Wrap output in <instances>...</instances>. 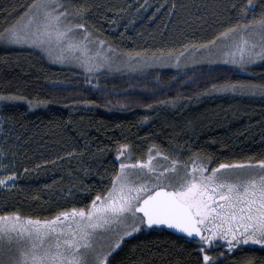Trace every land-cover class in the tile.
<instances>
[{
	"label": "trees",
	"instance_id": "1",
	"mask_svg": "<svg viewBox=\"0 0 264 264\" xmlns=\"http://www.w3.org/2000/svg\"><path fill=\"white\" fill-rule=\"evenodd\" d=\"M133 1L71 0L87 7L84 23L94 39L107 41L121 54L144 57L205 50L200 45L240 20L238 9L246 2L152 0L165 5L160 13L139 20L132 31L123 30L118 24L134 14ZM28 3L31 0H0V30ZM173 3L176 7L169 11ZM233 4L238 7L232 8ZM254 4L259 18L261 0ZM247 15L250 19L253 12ZM225 84L239 89L256 86L259 94H249L254 91L245 87L249 93L212 96L219 91H213V85ZM260 86H264V62L245 70L196 64L88 75L52 65L36 50L0 43V96L26 98L0 100V115L11 126L5 152L18 174L15 187L0 192V215L46 219L61 209L85 206L118 168L121 144L130 145L135 158L145 157L156 145L181 161L199 152L205 159L211 157V167L254 164L264 159ZM133 246H138L135 252ZM221 251L217 248L210 254L218 256ZM196 252V242L155 230L126 239L112 259L113 264L138 257L149 264H196ZM223 252L218 264H242L245 259L264 264V249Z\"/></svg>",
	"mask_w": 264,
	"mask_h": 264
},
{
	"label": "snow or ice",
	"instance_id": "2",
	"mask_svg": "<svg viewBox=\"0 0 264 264\" xmlns=\"http://www.w3.org/2000/svg\"><path fill=\"white\" fill-rule=\"evenodd\" d=\"M163 7L159 5L156 12ZM175 7L173 3L169 11ZM87 11L85 5L77 6L71 0H31L22 13L10 23L6 21L0 43L39 48L53 62H75L88 72L111 66L105 46L108 52L115 50L107 41L93 38L84 23ZM249 11L253 12L251 19ZM238 15L246 23L238 20L200 47L207 49L219 40L217 51L227 58L226 63L243 67L264 61V0L259 18L254 0L242 3ZM172 55L171 51L162 53L168 58ZM183 55L177 54L176 61ZM240 87L257 90L251 85ZM212 90L234 91L236 86L213 85ZM259 90L264 93V86ZM0 100L26 98L8 95ZM27 103L32 106V101ZM116 160L119 165L108 185L83 207L61 209L46 219L0 215V264H113L114 253L126 238L155 230H173L182 234L177 239L195 241L196 264H218L224 252L210 254L217 248L230 253L248 245L264 249V159L211 167V157L205 159L199 152L181 161L153 145L145 157L135 158L130 145L121 144ZM6 168L0 164V169ZM17 178L14 171L0 176V187H15ZM126 264L149 262L138 257L129 258ZM242 264L252 261L245 259Z\"/></svg>",
	"mask_w": 264,
	"mask_h": 264
},
{
	"label": "rangeland",
	"instance_id": "3",
	"mask_svg": "<svg viewBox=\"0 0 264 264\" xmlns=\"http://www.w3.org/2000/svg\"><path fill=\"white\" fill-rule=\"evenodd\" d=\"M134 5H135V10H133V13L129 14V17L123 21H121L120 24H118L119 28H123V30L127 31H132L135 26H137V22L139 20H142L146 18L147 16H154L156 14H159V12H156V8L158 7V4L153 2L152 0H147V3H145V0H134ZM144 7H141V6ZM133 14V16H131ZM131 16V17H130ZM150 16V17H151ZM253 15H251L249 18L251 19ZM127 17V16H126ZM220 44H216L211 46L208 49L205 50H198L194 52H185L184 55L180 58V60L177 62L175 59L176 54L172 55V58H168L167 56H162L160 59H156V57H144L140 56L137 57V55H125L121 54L117 51L113 52H108L107 46H105V54L109 55L112 63L111 66H104L99 69H94L91 72L85 71L82 67H80L77 63L75 62H64V63H58V62H53L52 59H50L46 53L42 52L41 49L31 47L29 45H7V46H12V47H17V48H27V49H32L36 50L40 53H42L45 58L52 64L58 67H67V68H74L77 69L85 74L88 75H93V74H99V73H109V74H116V73H137L149 69H154V68H171V69H179L182 67L186 66H193L196 64H205V65H221V66H228L232 67L236 70H245L249 67L255 66L257 64H260L264 61L261 60H256L253 63L246 64L243 67H241L239 64H233V63H226L225 60L227 59L224 56H221L218 54V46ZM210 50V51H209ZM235 93H249V92H244L243 89L236 88V90H219L218 92L213 93L212 96L217 97V96H226V95H232ZM249 94H259L258 91H254L253 93ZM11 132V126L10 124L0 115V164L6 165V169H0V176L7 174L8 172L14 171L12 168L13 165V159L11 157H8L6 155V149H7V141H5V138L7 137V134ZM160 163H165L163 160L160 161ZM17 180L15 181V184L17 183ZM12 187H0V192L9 190ZM139 234V233H138ZM138 234H134L138 235ZM132 238V237H130ZM129 239V238H126ZM245 248H259L262 249L258 245H248L242 249ZM223 251H227L226 248H222ZM240 250V249H239ZM238 251V250H237ZM228 252V251H227ZM236 252V251H234ZM231 252V253H234ZM230 253V252H228Z\"/></svg>",
	"mask_w": 264,
	"mask_h": 264
},
{
	"label": "water",
	"instance_id": "4",
	"mask_svg": "<svg viewBox=\"0 0 264 264\" xmlns=\"http://www.w3.org/2000/svg\"><path fill=\"white\" fill-rule=\"evenodd\" d=\"M166 231L169 232V233H171V234H173V235H176V236H178V235H182V234L174 233L173 230H166ZM188 240H191V239L188 238ZM191 241H193V240H191ZM194 242H195V241H194Z\"/></svg>",
	"mask_w": 264,
	"mask_h": 264
}]
</instances>
